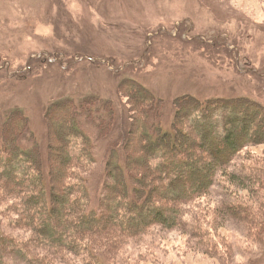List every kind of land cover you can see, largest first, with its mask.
<instances>
[{"label":"rangeland","instance_id":"rangeland-1","mask_svg":"<svg viewBox=\"0 0 264 264\" xmlns=\"http://www.w3.org/2000/svg\"><path fill=\"white\" fill-rule=\"evenodd\" d=\"M135 80L164 100L169 129L179 100L188 95L264 104V0H0V131H7L8 140L23 119L11 116L25 110L59 173L68 115L65 108L51 111L54 104L97 97L101 109L115 102L112 121L103 116L106 109L84 117L85 132L98 143L97 163L86 173L97 209L113 150L132 153L130 138L140 143L134 115L148 105H137L129 95ZM230 173L241 177L232 182L222 173L210 194L184 206L185 227L158 225L143 237H126L110 262L264 264V145L242 153ZM10 200L0 198V226L13 239L29 242L33 232L19 226ZM241 204L251 207L255 222ZM66 255L70 264H84ZM57 256L65 263L64 254ZM11 257L13 264H28L22 254Z\"/></svg>","mask_w":264,"mask_h":264},{"label":"trees","instance_id":"trees-1","mask_svg":"<svg viewBox=\"0 0 264 264\" xmlns=\"http://www.w3.org/2000/svg\"><path fill=\"white\" fill-rule=\"evenodd\" d=\"M135 84L127 81L123 86H130L129 95L137 105H148L134 115L140 143L133 144L130 138L132 153L113 150L99 209L86 176L97 163L98 143L85 132L84 117L95 118L96 112L106 109L109 115L103 116L112 121L115 102L107 101L101 109L97 97L54 104L51 111L65 108L68 115L61 151L64 168L59 173L48 161L26 111L11 116L23 119L20 129L12 130L15 138L8 140L7 131H0V198L11 199L9 212L19 214V226L33 236L29 242H19L0 226V264H13L14 253L22 254L28 264H61L57 255L63 254L62 264H70L66 254L71 253L84 264H112L111 255L124 249L126 237H143L158 225L185 227L184 206L210 194L222 173L237 182L241 175L230 171L238 157L264 145V104L255 99L185 96L169 129L161 107L164 100L141 82ZM10 124L8 120L5 128ZM26 140L32 141L31 147L24 145ZM240 206L245 208L233 209L255 222L251 207ZM261 225L264 231V222Z\"/></svg>","mask_w":264,"mask_h":264}]
</instances>
